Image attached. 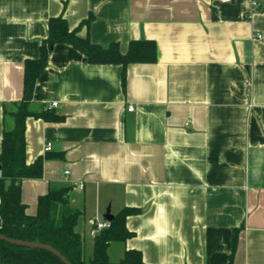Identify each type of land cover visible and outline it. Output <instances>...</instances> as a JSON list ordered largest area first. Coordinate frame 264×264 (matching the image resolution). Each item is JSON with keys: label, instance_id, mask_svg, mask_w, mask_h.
Wrapping results in <instances>:
<instances>
[{"label": "crops", "instance_id": "obj_1", "mask_svg": "<svg viewBox=\"0 0 264 264\" xmlns=\"http://www.w3.org/2000/svg\"><path fill=\"white\" fill-rule=\"evenodd\" d=\"M260 3L254 12L244 0H0V151L14 126L5 112L23 97L25 61L39 57L51 18L72 29L90 20L80 35L122 53L132 41L157 45L155 63L127 67L125 89L121 65L53 48L32 109L64 120H27L28 164L51 156L42 178L23 181L27 213L50 187L71 186L82 234L108 208L141 210L127 218L134 236L110 246L115 262L135 249L146 264H264Z\"/></svg>", "mask_w": 264, "mask_h": 264}, {"label": "trees", "instance_id": "obj_2", "mask_svg": "<svg viewBox=\"0 0 264 264\" xmlns=\"http://www.w3.org/2000/svg\"><path fill=\"white\" fill-rule=\"evenodd\" d=\"M90 20L83 21L72 29L63 16L51 18L48 36L40 46L39 57L27 59L24 65V88L21 101L15 103L13 111L5 112L14 126L5 129L0 151V235L7 238L50 245L59 251L71 264H146L139 250H127L123 258L112 261L109 248L114 243H124L134 236L127 228V218L141 212L137 208H124L111 221L110 228L102 230L94 238L93 255L86 258V238L78 230L80 210L70 205L71 186L50 187L47 194L38 199L37 213H27V204L22 200V185L25 179H40L44 173V162L51 158L27 162L26 130L29 118L59 123L64 117L55 109L35 111L32 109L34 93L40 76L49 66L50 56L56 45H70L82 53L91 64H117L123 67L122 85L126 88V70L130 64L155 63L157 45L151 40L132 41L126 53L119 44L107 47L91 42L80 35L81 27ZM237 237L234 236L236 245ZM1 264H64L53 253L24 246H17L0 240Z\"/></svg>", "mask_w": 264, "mask_h": 264}, {"label": "built area", "instance_id": "obj_3", "mask_svg": "<svg viewBox=\"0 0 264 264\" xmlns=\"http://www.w3.org/2000/svg\"><path fill=\"white\" fill-rule=\"evenodd\" d=\"M220 1L222 3H232L237 0H220ZM244 1H247L251 5L252 10L254 12H257L259 10L261 0H244ZM258 38L262 39L263 37L259 36ZM52 107H57V103H54ZM129 111L131 112L134 111V107L130 106ZM51 150H52V145L49 143L47 144L45 151L50 152ZM90 225H91L90 235L92 236V238H95L102 230L110 228L111 222L107 221L106 219H102V220L93 219L91 220Z\"/></svg>", "mask_w": 264, "mask_h": 264}, {"label": "water", "instance_id": "obj_4", "mask_svg": "<svg viewBox=\"0 0 264 264\" xmlns=\"http://www.w3.org/2000/svg\"><path fill=\"white\" fill-rule=\"evenodd\" d=\"M0 169H1V166H0ZM114 217L115 216L111 214L110 208H108L106 211V214L104 215V219L111 222L113 221ZM0 240L8 242L13 245H17V246H24V247H30V248H35V249L47 250L53 253L55 256H57L64 264H71L59 251H57L55 248H53L50 245H45V244L35 243V242H28V241L14 240V239L7 238L3 235H0Z\"/></svg>", "mask_w": 264, "mask_h": 264}, {"label": "rangeland", "instance_id": "obj_5", "mask_svg": "<svg viewBox=\"0 0 264 264\" xmlns=\"http://www.w3.org/2000/svg\"><path fill=\"white\" fill-rule=\"evenodd\" d=\"M84 233V232H83ZM85 236H86V242H85V246H86V258H87V260H89L90 259V257H91V254H90V247H91V244H92V242H91V235H89L88 233H85L84 234ZM93 255V254H92ZM116 258H115V256L113 255L112 256V261H116L115 260Z\"/></svg>", "mask_w": 264, "mask_h": 264}]
</instances>
